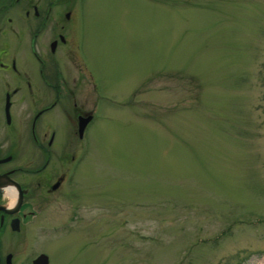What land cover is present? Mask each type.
<instances>
[{
	"label": "rangeland",
	"instance_id": "obj_1",
	"mask_svg": "<svg viewBox=\"0 0 264 264\" xmlns=\"http://www.w3.org/2000/svg\"><path fill=\"white\" fill-rule=\"evenodd\" d=\"M76 12L95 116L74 195L25 241L3 235V254L260 264L264 0H77Z\"/></svg>",
	"mask_w": 264,
	"mask_h": 264
},
{
	"label": "flooded vegetation",
	"instance_id": "obj_2",
	"mask_svg": "<svg viewBox=\"0 0 264 264\" xmlns=\"http://www.w3.org/2000/svg\"><path fill=\"white\" fill-rule=\"evenodd\" d=\"M76 10L77 0H0V264L11 254L3 235L25 241L37 217L53 220L50 207L74 195L95 106Z\"/></svg>",
	"mask_w": 264,
	"mask_h": 264
},
{
	"label": "water",
	"instance_id": "obj_3",
	"mask_svg": "<svg viewBox=\"0 0 264 264\" xmlns=\"http://www.w3.org/2000/svg\"><path fill=\"white\" fill-rule=\"evenodd\" d=\"M91 118L89 119H84L83 120V125H85L86 122H88ZM83 130V126H81L80 131L82 132ZM14 230H16L14 228ZM11 261V255H8L6 258V262L7 264H10ZM32 264H49L48 262V257L45 254H41L40 256H38L33 262Z\"/></svg>",
	"mask_w": 264,
	"mask_h": 264
},
{
	"label": "bare ground",
	"instance_id": "obj_4",
	"mask_svg": "<svg viewBox=\"0 0 264 264\" xmlns=\"http://www.w3.org/2000/svg\"><path fill=\"white\" fill-rule=\"evenodd\" d=\"M8 194H9V193H8ZM260 264H264V260H261V261H260Z\"/></svg>",
	"mask_w": 264,
	"mask_h": 264
}]
</instances>
